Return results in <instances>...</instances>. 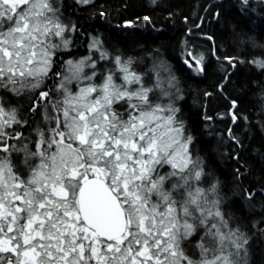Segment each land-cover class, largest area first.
<instances>
[{"label":"snow or ice","instance_id":"obj_1","mask_svg":"<svg viewBox=\"0 0 264 264\" xmlns=\"http://www.w3.org/2000/svg\"><path fill=\"white\" fill-rule=\"evenodd\" d=\"M56 14L51 0H0V88L20 94L40 87L58 47L50 39L65 30ZM115 62L121 85L111 73L92 83L97 73L83 75L84 61L67 62L66 74H58L62 99L51 102L55 115L47 107L44 114L55 127L36 130L34 150L8 143L22 139L5 131L20 121L0 104V153H9L0 155V264H232L224 243L243 245L222 230L218 201L193 187L203 173L193 172L191 138L175 126L177 110L152 103L131 60ZM73 80L87 83L74 93L67 87ZM40 99L49 101V92ZM13 151L24 154L26 177L13 165ZM165 166L170 171L162 172ZM209 217L220 222L197 243L202 259L194 261L184 245ZM208 237L221 245L210 260Z\"/></svg>","mask_w":264,"mask_h":264},{"label":"trees","instance_id":"obj_2","mask_svg":"<svg viewBox=\"0 0 264 264\" xmlns=\"http://www.w3.org/2000/svg\"><path fill=\"white\" fill-rule=\"evenodd\" d=\"M60 8L74 24L73 47L55 53L43 81L57 82L64 61L92 38L110 57L131 60L145 85L161 61L180 87L179 126L203 183L218 186L223 217L244 234L245 264H264V0H61ZM55 87L2 98H11L30 130L39 93L51 98Z\"/></svg>","mask_w":264,"mask_h":264},{"label":"rangeland","instance_id":"obj_3","mask_svg":"<svg viewBox=\"0 0 264 264\" xmlns=\"http://www.w3.org/2000/svg\"><path fill=\"white\" fill-rule=\"evenodd\" d=\"M74 1L79 3V4H85L90 0H86V2H85V0H74ZM51 2H52L53 7L57 9L56 15L59 19L60 24L62 26H64V29H65L62 38L53 36L50 39L51 43L58 45L57 48L52 50L54 53L52 56V61H53V57L57 51L65 52V51H69V49L71 47H73L72 33L74 31V24L72 23L71 20H68L67 18L63 17L62 12H61V8H60L61 0H51ZM64 41H67V46L64 45ZM100 44L101 43L98 39L92 38L89 41V43L86 44V49H85V52L83 54H81L79 56L70 57L64 61V63L61 65V70H60L59 74H66V65H67L68 61H73V62L84 61L85 67H84L83 75L91 76L93 71H95L97 73V76L93 77L92 83H95L97 85L101 84L103 82L104 78L109 73H111L113 75L114 82L117 85L123 84L124 83L123 82L124 73L122 71H120L119 66L116 64V62H115L116 57H110L105 51H103ZM102 54H103V58H102ZM121 61L124 62L122 59H121ZM93 64L95 65L94 69L92 67ZM128 67H129L131 72L135 73V71L129 65H128ZM140 77H141V83L143 84V86L146 88L152 89V91L149 93V96H150V100L152 101V103L154 105L159 104L164 108L171 106L172 108L177 110L174 113L175 120L177 122L175 126L180 127L179 126V114H178V108H177L178 107L177 103H179V101L181 100V94L179 92L180 87H179L177 81H175L173 79L174 77H173L171 71L169 70V68L167 66H165L161 61L158 62L156 71L154 72V80H153L152 84H149V85H145L143 82L142 76H140ZM45 78H43V80H45ZM43 80L40 84V87L43 86L42 85ZM33 82H35V81H33ZM60 83H61V76L57 75V82L54 83V86H56V87L52 91L53 97H51L50 100L47 102L43 101L42 99H39L40 100V101H38L39 110L37 111L39 118L36 117L37 121L32 124V127L30 130H28L27 132L21 133L22 139L19 141V144L18 145L14 144V145H16L17 148L21 147L24 144H27L29 146V148L34 150V141L37 138L36 137V130L37 129H43L46 131L49 127H55L54 123H49L48 121L45 120L44 114H45V110L47 107L48 113L50 115H55V113L51 111V102L62 99L63 93L57 91V87ZM86 83H87V81H84V80H80V81L73 80L71 83L67 84V87L70 88L75 93L79 90L80 87L84 86ZM158 84H159V86H157ZM127 87H129L131 90L135 91L137 88L140 87V85L139 84H132V85H127ZM39 88H37V89L25 88L24 90H22L20 92V94H16L10 90L0 88V104H2L6 110H11V109L17 110L14 103L9 102L11 100V98L7 97L6 99H3L2 97L4 94L2 95V93L15 96V99H17V97L21 94L29 93V92L35 93V91L37 92V90ZM36 104H37V102L35 101L33 106ZM125 107H126V105H117L116 106L117 110L121 111V112L124 111ZM168 114L169 113L167 111H165L164 113H161V115H165V116ZM16 115H17V117H19L17 112H16ZM22 120L23 119L20 118L19 119L20 123L17 125H20L21 127L24 128L25 121L24 120L22 121ZM182 132H183V136L185 138L189 137V135L184 130L183 126H182ZM15 142H16V140L14 139V143ZM190 142H191V139H190ZM190 142L188 143L189 155H190L191 159L194 162H196V167L193 169V172L195 170H202V173H203L202 164H200V162L193 157V155L190 151ZM17 154H18L19 161L17 160V157H16ZM0 155L8 156L9 153H0ZM10 155H11L13 165L17 169H19L20 172H23L25 177H26L29 170L27 168H25V166L23 164V161L25 158L24 154L22 152L13 151L10 153ZM167 171H170V169L168 166H165L164 169H162V172H167ZM202 177H203V175L201 176V179L199 182L193 183V187H200V188L204 189L207 192L210 200H217L218 201V209L222 214L221 201L219 199V188H218V186L216 184H214V182H211L210 185L206 186L202 181ZM213 185H215V191L214 192L209 191ZM212 210L216 211V208H213ZM196 215L198 216L199 213H196ZM222 217H223V214H222ZM208 220L210 221V223L207 226H205V225H198L197 226V230H196L197 235H196L195 241L192 242L191 245H188L189 251L186 250L187 254L194 261H200L202 259L201 251L199 248L196 247L197 243L201 242L202 237H205V233L211 227L212 223L219 224V222H220L219 217H217L215 219H213L212 217H209ZM223 221L226 222L227 227L223 228L222 230L225 233H228L229 231L235 232L236 236L239 237V242L243 245L239 250H237L234 246L231 245V243L229 241H226L223 245V254H225V255L230 254V259L232 261V264H245L246 259H247V250H246L245 241H247V240L245 239L244 234L236 231L234 228L229 226L228 221L224 217H223ZM189 222H191V221H189ZM193 235H194V233H193ZM234 239H235V237H234ZM204 243H205V247L210 249V251L207 254V259L210 260L213 258L214 251L216 252V254H220L216 250H218L221 247V245L218 242H214L212 240V237H208L204 241ZM189 246H190V248H189Z\"/></svg>","mask_w":264,"mask_h":264},{"label":"flooded vegetation","instance_id":"obj_4","mask_svg":"<svg viewBox=\"0 0 264 264\" xmlns=\"http://www.w3.org/2000/svg\"><path fill=\"white\" fill-rule=\"evenodd\" d=\"M54 83L55 82H48V83H46L45 81H43V83H42V85L43 86H48V85H54ZM42 87V86H41ZM16 112H17V110H16ZM25 128H23V127H21L20 125H13L12 127H10V128H8V129H6L5 131L8 133V132H10L11 134H15V133H22V132H27L28 131V129H26V130H24ZM8 143H10V144H16V145H18L19 144V142H15L14 143V139H12V140H9L8 141ZM17 157H18V154H17Z\"/></svg>","mask_w":264,"mask_h":264}]
</instances>
